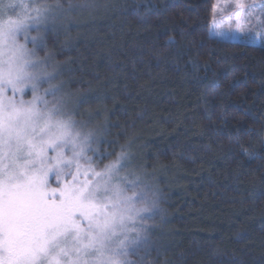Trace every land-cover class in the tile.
Masks as SVG:
<instances>
[{"label":"trees","instance_id":"trees-1","mask_svg":"<svg viewBox=\"0 0 264 264\" xmlns=\"http://www.w3.org/2000/svg\"><path fill=\"white\" fill-rule=\"evenodd\" d=\"M214 3L53 4L74 25L48 31L40 55L73 119L155 201L132 264H264V46L213 37Z\"/></svg>","mask_w":264,"mask_h":264},{"label":"snow or ice","instance_id":"snow-or-ice-1","mask_svg":"<svg viewBox=\"0 0 264 264\" xmlns=\"http://www.w3.org/2000/svg\"><path fill=\"white\" fill-rule=\"evenodd\" d=\"M236 7L244 5L238 2ZM47 11V6L25 0H0V93L8 87L23 93L29 86L34 93L27 105L0 100V264H132L126 259L129 248L142 237L137 232L129 238L127 223L148 209L133 204L134 198H144L143 192L126 194L131 182L118 177L119 161L94 173L95 182L76 186L74 180L60 189L59 202L51 198L57 190L50 195L47 189L49 174L59 177L73 163L63 149L71 147L74 156L80 155L76 148L82 150L78 134L70 131L72 122L54 120L58 109H47L48 101L35 94L48 74L28 72L36 65L25 58L29 50L17 43L21 34L28 39L33 26L40 30ZM236 16L239 20L240 12ZM236 27L247 38L246 29L240 23ZM31 42L45 46L42 36L31 37ZM57 104L63 105L62 99Z\"/></svg>","mask_w":264,"mask_h":264},{"label":"rangeland","instance_id":"rangeland-1","mask_svg":"<svg viewBox=\"0 0 264 264\" xmlns=\"http://www.w3.org/2000/svg\"><path fill=\"white\" fill-rule=\"evenodd\" d=\"M56 1L57 0H25L26 3L31 2L33 6L42 8L47 6L48 11L44 13L47 16V21L40 25L39 31L36 30L35 26H33L29 30L27 40H25L23 34L19 35L17 37V43L23 44L26 49L29 50L25 58L32 61L33 64L36 65L35 67H28L27 71L33 73L41 71L48 74L42 77V81L40 82L39 88L35 94L48 101L47 109H53L54 106L58 109V111H55L53 114L54 120H70L72 122L70 131L73 135L78 134V142L82 144V150L81 148H76V152L80 153L79 156H74L73 149L71 147L63 149L65 159L72 160L73 163L65 166L59 177H57L54 172L50 173L48 176L47 189L49 190L50 195L52 189L57 190V193L51 198L59 202L60 189H63L66 185H73L74 180L76 186H79V184L85 180L95 182L97 177L94 173H102L105 166L112 164V162H106L105 159L101 162L103 158H101V154L99 155L98 147L100 137H98L94 130L84 126L80 122H77L78 120L76 118L73 119L72 116L75 113V109L72 105V101L69 100L67 93L64 94V89L60 84L61 81L58 79L59 73L55 70L57 65L55 66L54 62L49 57L40 55V51L43 47H35L31 42V37L42 36L45 45L46 39H44V36L47 35L48 31L56 27L62 28L74 25L72 24L73 16L69 15L70 12L62 14L56 13V9L54 10V7H56L54 6V2ZM238 2L244 5L243 9H238L236 7ZM19 11L20 9H16V12ZM237 12H240L239 20L236 16ZM9 14L15 17L14 12H9ZM32 15H35V13H32ZM88 17L90 18L91 16ZM237 23H240V25L246 29L248 33L247 38H245L244 32H241L236 27ZM210 33L213 37L221 40H241L246 43L264 46V0H215ZM34 47L35 52L33 53L31 50ZM49 89H51V91H46ZM33 95L34 93L32 92L30 86L25 87L23 93L19 91L14 93L11 90V87H8L0 93V100L4 103L12 100L17 106H19L21 101H24L25 105H27L28 102L32 101ZM61 99L63 101V105L57 104V100ZM37 107L42 110L45 109V105L42 103H38ZM85 137L88 139L85 140ZM49 155H55V153L50 152ZM77 164L79 165V170L77 169ZM118 177L125 178L119 171V167ZM135 186H128L127 188L129 190L126 194L132 195L133 192H143L145 194L144 198H134L133 204L135 208H150L151 210V207L155 205L154 198H151V196L144 190L141 191L140 189H137L138 186H136L137 188ZM150 210L142 211L135 216L134 220L128 221L127 228L129 231L127 235L129 238L131 237L130 234L133 231L134 223L138 221L137 218H139L142 213L148 212L149 214ZM130 249L131 247L129 250Z\"/></svg>","mask_w":264,"mask_h":264},{"label":"bare ground","instance_id":"bare-ground-1","mask_svg":"<svg viewBox=\"0 0 264 264\" xmlns=\"http://www.w3.org/2000/svg\"><path fill=\"white\" fill-rule=\"evenodd\" d=\"M140 177V176H139Z\"/></svg>","mask_w":264,"mask_h":264}]
</instances>
